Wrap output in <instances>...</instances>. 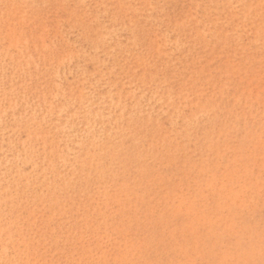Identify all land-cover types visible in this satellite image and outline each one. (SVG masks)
Segmentation results:
<instances>
[{
  "label": "rangeland",
  "instance_id": "obj_1",
  "mask_svg": "<svg viewBox=\"0 0 264 264\" xmlns=\"http://www.w3.org/2000/svg\"><path fill=\"white\" fill-rule=\"evenodd\" d=\"M0 264H264V0H0Z\"/></svg>",
  "mask_w": 264,
  "mask_h": 264
}]
</instances>
